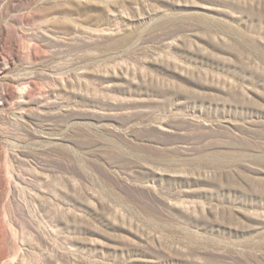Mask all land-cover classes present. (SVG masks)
<instances>
[{"label":"rangeland","instance_id":"rangeland-1","mask_svg":"<svg viewBox=\"0 0 264 264\" xmlns=\"http://www.w3.org/2000/svg\"><path fill=\"white\" fill-rule=\"evenodd\" d=\"M0 230V264H264V0H0Z\"/></svg>","mask_w":264,"mask_h":264},{"label":"bare ground","instance_id":"bare-ground-1","mask_svg":"<svg viewBox=\"0 0 264 264\" xmlns=\"http://www.w3.org/2000/svg\"><path fill=\"white\" fill-rule=\"evenodd\" d=\"M13 34V33H12ZM13 36V35H12ZM14 38V37H13ZM11 40V39H10ZM17 40V39H16ZM4 42L6 43L7 42V38L5 37L4 38ZM15 46L17 48V50L20 52L22 51H29L30 48H26L23 43L18 40L15 42ZM3 48V47H2ZM27 75V74H26ZM27 78L25 76H20L18 79H17V83L15 85H9V89H3L4 92H7L9 90L10 94L12 93L13 94H18L20 97H25L27 96L30 92H31V88L34 86L35 83L33 82H29L26 80ZM34 88V87H33ZM32 88V89H33ZM7 160V159H6ZM3 179L5 181V183L9 186L10 188V177H8L6 174H3ZM4 205V204H3ZM5 207V206H4ZM8 215V214H7ZM3 226V229L5 230L6 229V224L3 223L1 224ZM1 232V230H0ZM3 237V236H2Z\"/></svg>","mask_w":264,"mask_h":264}]
</instances>
